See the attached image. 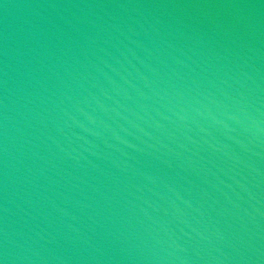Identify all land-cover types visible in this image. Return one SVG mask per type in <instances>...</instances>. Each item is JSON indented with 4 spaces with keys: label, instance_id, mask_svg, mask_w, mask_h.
Listing matches in <instances>:
<instances>
[{
    "label": "water",
    "instance_id": "water-1",
    "mask_svg": "<svg viewBox=\"0 0 264 264\" xmlns=\"http://www.w3.org/2000/svg\"><path fill=\"white\" fill-rule=\"evenodd\" d=\"M0 264H264V0H0Z\"/></svg>",
    "mask_w": 264,
    "mask_h": 264
}]
</instances>
